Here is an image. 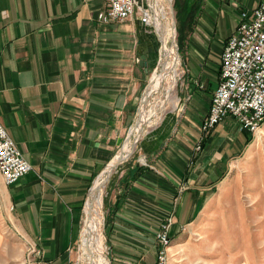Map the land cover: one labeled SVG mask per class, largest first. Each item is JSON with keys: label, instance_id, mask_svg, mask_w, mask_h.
I'll use <instances>...</instances> for the list:
<instances>
[{"label": "crops", "instance_id": "1", "mask_svg": "<svg viewBox=\"0 0 264 264\" xmlns=\"http://www.w3.org/2000/svg\"><path fill=\"white\" fill-rule=\"evenodd\" d=\"M259 2L197 0L178 71V105L143 134L140 160L108 203L114 264H155L161 222L173 216L171 236L180 239L237 155L249 150L254 136L233 117L214 128L201 151L196 147L225 43L240 14ZM106 5L0 0V121L33 166L3 196L14 229L37 242L39 264H73L90 186L124 144L156 66L159 38L151 26L139 12L103 23Z\"/></svg>", "mask_w": 264, "mask_h": 264}, {"label": "rangeland", "instance_id": "2", "mask_svg": "<svg viewBox=\"0 0 264 264\" xmlns=\"http://www.w3.org/2000/svg\"><path fill=\"white\" fill-rule=\"evenodd\" d=\"M138 5L148 8L151 17V29L160 38L158 28L152 20L154 13L150 1L138 0ZM196 6L197 0H172L177 31V51L180 56V62L187 32L190 26H193L197 17V13L194 10ZM161 48L162 44L159 40L154 73L160 61ZM178 76L179 72L177 73V82ZM175 86L173 96L169 100L165 111L161 113L160 119L178 105V83H175ZM158 96L160 97L161 94L155 95L152 101L153 106L162 105ZM157 101H159V104ZM0 123L2 124L1 121ZM4 128L6 129L5 126ZM142 137L139 138L133 153H130L123 160V163L115 169L104 191V228L102 226V235L110 264L114 263L107 236L108 225H111L112 215L109 211L108 203L121 189L125 179L127 180L130 177L131 167L140 160V141ZM126 139H129V134ZM126 139L117 154L127 142ZM249 141H251L249 150L237 155L232 169L223 175L226 181L218 188H214L206 202L198 207L196 213L191 216V225L183 231L181 238L174 240L175 238L172 237L169 249V264H264V127L257 136L251 137ZM17 148L19 149L18 146ZM5 186L7 185L0 174V264H39L42 262V252L40 251V255L29 253L27 247L28 239L21 237L7 218L10 207L3 196ZM83 208L84 206H82V210ZM82 224L83 212L81 223L79 224L80 232ZM159 229L160 226H158V231ZM79 241L80 237L73 247L74 253L78 250ZM33 242L37 245V250H40L37 242ZM154 245H156L157 249L155 262L157 264L159 245L156 238ZM73 264H77L75 260H73Z\"/></svg>", "mask_w": 264, "mask_h": 264}, {"label": "built area", "instance_id": "3", "mask_svg": "<svg viewBox=\"0 0 264 264\" xmlns=\"http://www.w3.org/2000/svg\"><path fill=\"white\" fill-rule=\"evenodd\" d=\"M99 15L103 23L124 22L140 13L142 22L151 25L150 11L140 7L138 0H106ZM233 117L243 130L257 136L264 127V0L252 12H242L235 32L227 39L221 56L220 80L213 94L210 110L202 124V144L214 128ZM33 166L17 148L0 123V174L11 186L32 172ZM173 216L161 222L156 235L159 245L157 264H169ZM28 241V240H27ZM29 253L40 255L37 245L27 244Z\"/></svg>", "mask_w": 264, "mask_h": 264}, {"label": "bare ground", "instance_id": "4", "mask_svg": "<svg viewBox=\"0 0 264 264\" xmlns=\"http://www.w3.org/2000/svg\"><path fill=\"white\" fill-rule=\"evenodd\" d=\"M149 1L154 13L152 20L158 28L162 42L160 61L156 72H153L151 75V84L147 92V98L143 104L144 106L139 113V118H137L133 125L134 127L132 126L129 130V139H126L127 142L119 154L110 162L111 164H115L119 160L123 161L130 153H133V150L136 148L134 140H139L148 128L159 122L160 115L165 111L176 88L175 83H177L180 56L178 55L176 46L177 31L172 0ZM158 93L161 94L158 97L162 103V105L160 104L161 106L157 105L159 108L152 105V101ZM155 117L157 118L154 119ZM116 168L108 166L90 189L85 205L86 220L84 230L78 250L73 255L77 264H110L102 235V226L104 223L103 195L106 185L110 181Z\"/></svg>", "mask_w": 264, "mask_h": 264}, {"label": "water", "instance_id": "5", "mask_svg": "<svg viewBox=\"0 0 264 264\" xmlns=\"http://www.w3.org/2000/svg\"><path fill=\"white\" fill-rule=\"evenodd\" d=\"M159 40H160V38H159ZM160 42H161V40H160ZM161 43H162V42H161ZM176 46H177V44H176ZM177 50H178V47H177ZM142 59L145 60V57H143ZM150 84H151V75L149 76V84H148V86H147V88H146L145 94H144L143 99H142V101H141V104H140V107H139V110H138V117H137V118H139L140 109H141L142 105L144 104V101H145L146 98H147V92H148V89H149V87H150ZM137 142H138V139L135 140V146L137 145ZM121 163H123V161H120V160H119V161H118L117 163H115V164H111V163H109L106 167H108V166H111V168H113V167H118V165H120ZM106 167H105V168H106ZM95 180H96V179H94V181H93V183H92L91 186H93ZM90 188H92V187H90ZM89 190H90V189H89ZM88 192H89V191H88Z\"/></svg>", "mask_w": 264, "mask_h": 264}]
</instances>
